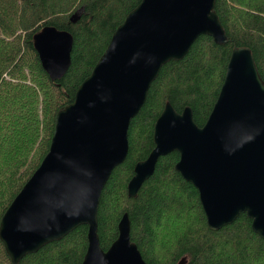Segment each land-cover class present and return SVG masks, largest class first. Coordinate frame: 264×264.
I'll list each match as a JSON object with an SVG mask.
<instances>
[{
	"label": "water",
	"instance_id": "obj_1",
	"mask_svg": "<svg viewBox=\"0 0 264 264\" xmlns=\"http://www.w3.org/2000/svg\"><path fill=\"white\" fill-rule=\"evenodd\" d=\"M215 1L141 0L114 31L74 102L57 113L48 152L0 220V240L13 263L86 224L81 264H147L131 242L127 213L116 240L101 248V192L127 157L130 121L161 66L183 58L202 34L226 42ZM33 39L44 71L52 81L61 79L71 63L72 34L45 26ZM153 143L147 158L134 166L129 197L137 195L158 159L175 150V170L197 189L209 228L246 213L264 238V83L249 48L231 51L203 126L195 124L189 107L178 113L167 102L154 123Z\"/></svg>",
	"mask_w": 264,
	"mask_h": 264
},
{
	"label": "trees",
	"instance_id": "obj_2",
	"mask_svg": "<svg viewBox=\"0 0 264 264\" xmlns=\"http://www.w3.org/2000/svg\"><path fill=\"white\" fill-rule=\"evenodd\" d=\"M140 1L0 0V220L48 152L57 113L74 102L114 31ZM214 12L226 42L202 34L183 58L164 63L130 121L127 157L112 171L99 201L103 250L118 237V223L127 213L131 242L147 264H264V238L246 213L219 229L208 227L197 189L175 170L177 151L161 156L137 195L128 196L134 166L153 149L154 123L167 102L178 113L189 107L195 124L203 126L235 47L250 49L264 83V0H216ZM45 26L73 37L70 66L56 81L34 47V34ZM87 234L88 225H79L17 264H81ZM0 264H16L1 240Z\"/></svg>",
	"mask_w": 264,
	"mask_h": 264
}]
</instances>
